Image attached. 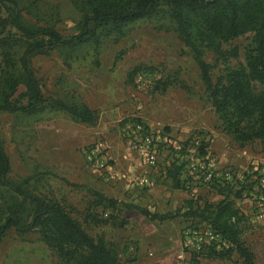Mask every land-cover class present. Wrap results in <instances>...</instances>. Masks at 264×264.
<instances>
[{
    "label": "rangeland",
    "instance_id": "obj_1",
    "mask_svg": "<svg viewBox=\"0 0 264 264\" xmlns=\"http://www.w3.org/2000/svg\"><path fill=\"white\" fill-rule=\"evenodd\" d=\"M31 2H22L27 6L22 11L27 23L53 26L64 36L76 31L80 13L71 0ZM172 29L166 19L140 20L126 26L122 38L114 41L102 37L96 48L90 44L78 47L66 61L58 51L30 58L42 95L82 103L95 110L97 119L93 126L74 123L57 111L44 110L28 117L0 113V144L9 163L5 180L16 183L31 176L27 187L30 192L60 204L89 236L101 235L115 247L120 264H191L181 251L187 231L183 228L188 225L185 219L150 222L120 205H96L86 191L156 213L174 211L189 197L170 189L164 179L162 166L168 157L165 150L159 153L156 171H147L155 186L146 189L132 185L141 169L124 138V123L141 122L168 135L171 141H188L195 147L199 141L207 142L205 156L217 173L264 164V144L260 141L240 145L221 132L203 93L198 70ZM250 38V34H245L221 45L225 57L222 60L212 52L204 53L203 60L211 66L213 81L224 70L244 65ZM172 74L174 83L164 89L156 86ZM253 88L264 89V83H254ZM22 91L19 86L15 96ZM95 141H100L107 153L106 173L85 163L84 152ZM190 187V194L196 197L216 199L202 187ZM12 198L14 195L0 187V224ZM234 205L247 221L242 241L254 263L264 264L263 221H254L244 193ZM128 258L134 260L127 262ZM0 264L62 263L37 233L18 236L10 226L0 239ZM195 264L241 261L232 254L230 261L200 259Z\"/></svg>",
    "mask_w": 264,
    "mask_h": 264
},
{
    "label": "trees",
    "instance_id": "obj_2",
    "mask_svg": "<svg viewBox=\"0 0 264 264\" xmlns=\"http://www.w3.org/2000/svg\"><path fill=\"white\" fill-rule=\"evenodd\" d=\"M22 2L0 0V113L28 117L44 110L57 111L74 123L93 126L97 119L95 110L82 103L42 95L29 64L30 58L58 51L66 61L78 47L90 44L96 48L102 37L116 41L124 36L126 26L159 18L172 24L176 38L188 50L221 132L240 145L254 140L264 144V89L255 91L253 88L254 83H264V0H71L80 17L76 31L65 36L53 26L27 23L22 16L27 6ZM245 34L251 35V45L245 51L244 65L224 70L213 81L211 66L203 60L204 53L212 52L222 60L225 57L221 45ZM231 56H235V50ZM175 79L172 74L156 86L164 89ZM19 86L23 91L15 96ZM182 143L185 145L188 141ZM206 146L207 142L202 141L196 147L191 145L201 158L206 154ZM187 164L181 152H170L167 165L163 167L169 188L189 196L174 211L150 212L106 198L96 191H86L96 205L108 208L120 205L158 224L185 219L188 225L184 230L217 233L226 247L216 249L211 244L200 243L195 249L181 243V251L191 264L200 259L230 261L232 254L241 264H255L242 241L246 218L234 205L235 200L242 198L245 184L215 177L202 182L197 172H189ZM8 170V159L0 144V187L14 195L13 202L5 207L0 239L12 226L18 236L37 233L62 264H120L115 247L106 243L101 235L89 236L60 204L30 192L27 187L31 176L10 183L5 180ZM191 184L210 191L218 199L208 202L190 194ZM133 260L126 259L127 262Z\"/></svg>",
    "mask_w": 264,
    "mask_h": 264
},
{
    "label": "built area",
    "instance_id": "obj_3",
    "mask_svg": "<svg viewBox=\"0 0 264 264\" xmlns=\"http://www.w3.org/2000/svg\"><path fill=\"white\" fill-rule=\"evenodd\" d=\"M122 131L127 145L135 155L141 169V172L132 180L133 186L152 189L155 184L153 179L147 175V171H156L159 164V153L165 150L168 156L170 152H181V158L188 161L189 172H197L202 182H207L215 177L232 183H244L245 190L243 193L248 200L251 215L254 221H263L264 223V164L252 165L243 171L228 169L217 173L212 169V163L206 156L203 158L194 157L195 148L191 147L189 143L184 145L182 142L171 141L168 135L136 121L124 123ZM106 155L103 144L100 141H95L84 152L85 163L98 172L106 173ZM166 165L167 162L163 164L162 172ZM143 169L146 170L142 171ZM200 243L202 245L211 244L216 249L226 247L219 235L213 231L199 232L193 230L184 233L183 246L197 249Z\"/></svg>",
    "mask_w": 264,
    "mask_h": 264
},
{
    "label": "crops",
    "instance_id": "obj_4",
    "mask_svg": "<svg viewBox=\"0 0 264 264\" xmlns=\"http://www.w3.org/2000/svg\"><path fill=\"white\" fill-rule=\"evenodd\" d=\"M215 197H216V199L214 198L215 200L213 199V197H212V199H211V198H209V199H207V200L205 199V200H206V201H208V202H215V201L218 199V197H217V196H215ZM212 200H213V201H212Z\"/></svg>",
    "mask_w": 264,
    "mask_h": 264
}]
</instances>
